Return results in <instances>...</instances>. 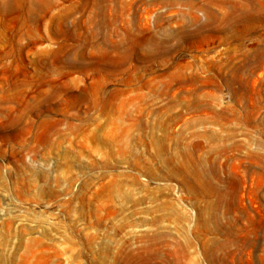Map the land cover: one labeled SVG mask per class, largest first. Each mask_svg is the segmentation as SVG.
Instances as JSON below:
<instances>
[{"label":"rangeland","instance_id":"obj_1","mask_svg":"<svg viewBox=\"0 0 264 264\" xmlns=\"http://www.w3.org/2000/svg\"><path fill=\"white\" fill-rule=\"evenodd\" d=\"M0 264H264V0H0Z\"/></svg>","mask_w":264,"mask_h":264}]
</instances>
